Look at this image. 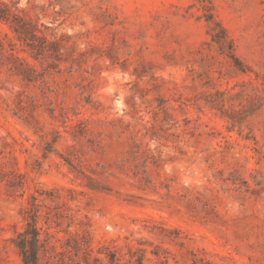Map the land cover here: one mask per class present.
Instances as JSON below:
<instances>
[{
  "label": "rangeland",
  "instance_id": "rangeland-1",
  "mask_svg": "<svg viewBox=\"0 0 264 264\" xmlns=\"http://www.w3.org/2000/svg\"><path fill=\"white\" fill-rule=\"evenodd\" d=\"M0 15V264H264V0Z\"/></svg>",
  "mask_w": 264,
  "mask_h": 264
},
{
  "label": "trees",
  "instance_id": "trees-1",
  "mask_svg": "<svg viewBox=\"0 0 264 264\" xmlns=\"http://www.w3.org/2000/svg\"><path fill=\"white\" fill-rule=\"evenodd\" d=\"M0 18H6L5 15H0ZM30 25L22 20H19L16 25H14V29L17 31L20 37H23L27 34H33L36 36L34 31L32 30ZM12 57L19 61L20 63H24L21 57L16 55L15 53H11ZM15 245L18 248V251L23 259V264H53L51 260H47V263L42 262L41 253L44 248V243L41 237L40 228L37 225L36 217H33L31 223H29V228H26L23 231H17V236L13 239ZM57 253V251H54ZM139 264H143L142 257L138 259ZM132 262L131 260H129ZM110 264H121V258L113 253L110 257Z\"/></svg>",
  "mask_w": 264,
  "mask_h": 264
}]
</instances>
